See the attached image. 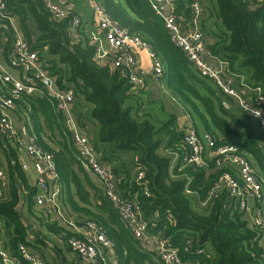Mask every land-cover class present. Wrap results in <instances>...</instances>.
<instances>
[{
  "label": "trees",
  "instance_id": "1",
  "mask_svg": "<svg viewBox=\"0 0 264 264\" xmlns=\"http://www.w3.org/2000/svg\"><path fill=\"white\" fill-rule=\"evenodd\" d=\"M91 1L147 44L162 64L160 84L188 115L192 129L200 136L208 134L214 147L235 146L264 182V146L254 130L257 120L174 46L148 0ZM198 1V27L209 57L223 63L236 88L264 115V0ZM3 2L0 59L7 62L12 51L13 23L37 52L54 86L72 91L73 123L86 134L101 163L111 168L119 194L134 203L146 223V235L176 251L182 264H264L263 228L248 221L239 207L242 195L223 180L227 174L242 186L235 165L207 150L202 165L186 163L184 131L178 128L175 113L144 86L129 82L124 68L96 60L93 30L72 27L71 16L55 19L45 0ZM174 5L173 14L189 17L184 0H174ZM8 88L0 81L1 93L7 95ZM16 110L24 111L30 121L27 132L53 158L61 204L77 220L94 223L105 234L115 263L162 264L145 240L132 236L102 185L93 180L96 177L78 155L66 117L55 108L46 86L16 100ZM17 134L0 131V166L6 174L0 196V246L15 253L23 243L44 264L42 247L49 246L60 253L58 264H65L62 252L88 264L69 244L83 234L36 205L37 189L21 168ZM253 204L264 205V185ZM37 225L54 241L38 230L33 234Z\"/></svg>",
  "mask_w": 264,
  "mask_h": 264
},
{
  "label": "built area",
  "instance_id": "2",
  "mask_svg": "<svg viewBox=\"0 0 264 264\" xmlns=\"http://www.w3.org/2000/svg\"><path fill=\"white\" fill-rule=\"evenodd\" d=\"M91 1V0H90ZM190 11L189 17L173 14L175 8L174 0H148L151 8L162 19L165 28L169 33L170 41L179 48L188 61L202 75L210 78L221 91L234 99L238 107L247 115L257 120L264 135V115L263 112L254 107L246 100L242 91L236 88L233 78L225 73L222 62L213 64L209 61V54L205 47L203 34L198 27V19L201 15V6L198 0H184ZM46 6L55 19L71 16L72 27L80 26L82 21L74 13L73 6L66 0H45ZM92 8L95 26L97 30L91 32V39L95 44V58L98 61H111L113 67L124 68L128 73L129 82L137 87L145 85L146 78L153 76L156 79L162 74L161 62L153 56L147 44L138 36L131 34L126 28L115 23L96 3H90ZM5 3L0 0V18L4 15ZM15 31V39L12 51L7 64L0 62V81L8 83L9 93L0 92V131L2 133H15L13 119L11 117L16 100L22 96H34L39 92L42 85L47 88V93L52 96L55 108L61 111L70 127L74 144L78 155L85 162L86 167L96 177L102 185L103 191L114 209L127 224L132 236L136 239L145 240L151 250L162 264H182L176 251L166 248L165 244L157 237L146 235V223L137 215L136 208L132 201L122 197L115 187V178L111 168L99 160V157L86 135L74 125L71 114V103L73 93L71 90L57 89L47 71L43 68V63L38 59L36 51L23 39L11 24ZM142 50L151 58L148 66H143L137 59L136 52ZM11 70L18 73L13 74ZM226 105V104H225ZM253 112H259L256 116ZM18 145L32 159V167L35 171V186L37 193L35 203L44 207L48 213L53 214L61 221H72L66 219L62 213L59 202L57 185L58 176L54 168L53 158L50 154L42 151L36 143L33 135L28 134L26 140L18 134L15 136ZM184 148L187 149L186 163L190 165L203 164V152L208 151V155L221 156L229 159L235 165L238 175L241 178L242 186L225 174L223 180L227 186L236 194H241L240 209L250 211L248 203L261 197L263 179L255 176L253 168L239 154L233 145H219L214 147V143L208 134L198 135L192 127L184 132ZM22 146V147H21ZM23 171L28 169V163L20 161ZM6 174L0 166V196L2 195V184L5 182ZM255 207L254 216L251 223L263 228L264 240V205ZM87 231L82 238H71L69 244L78 253L82 261L88 264H108L103 249L109 247V241L105 234L96 227L94 223H86ZM148 248V249H149ZM0 264H44L41 258L27 249L23 243H19L15 253L0 246Z\"/></svg>",
  "mask_w": 264,
  "mask_h": 264
},
{
  "label": "crops",
  "instance_id": "3",
  "mask_svg": "<svg viewBox=\"0 0 264 264\" xmlns=\"http://www.w3.org/2000/svg\"><path fill=\"white\" fill-rule=\"evenodd\" d=\"M68 1L74 9V13L81 18L82 21V25H84V27H86V30H97L96 26H95V18H94V14L92 11V8L90 6L91 1L90 0H66ZM83 4V6H82ZM136 56L137 59L139 60V62L143 65V66H148L151 63V58L150 56L145 53L142 50H138L136 52ZM209 61L213 64H217L219 61H217L214 58H209ZM0 62L3 64H7V62L3 61L2 59H0ZM13 74H17L18 72L16 70H11ZM158 81V82H157ZM152 82H155L156 85L158 86L157 88H160L161 91L160 92V100L163 102V104L165 105V107L169 110L170 107H173V112L175 113V115L177 116V126L179 129L183 130L184 132L191 127L190 125V119L188 117V115L185 113V111L183 110V108L178 105L176 103V101L167 93V91L163 88V86L160 84L159 80L154 78L153 76H148L146 78V82L144 85V89H150L151 87L154 88V86L152 85ZM160 84V85H159ZM152 85V86H150ZM162 86V87H161ZM172 111V110H171ZM27 115L24 113V111H22V113L19 114L13 112L11 117L13 118V124H14V128L17 131L18 135L26 140L27 136H28V132H27V128H30V121L29 119L26 117ZM25 117V118H24ZM75 125V124H74ZM88 130L90 131L91 128H88ZM254 130H255V134L259 137V142L264 146V135L262 132V129L260 127V125L258 124V122H256L254 124ZM82 134H84V132H82ZM86 135V134H84ZM22 147V146H21ZM18 156L20 161L26 162L28 163V169L25 172L26 177L28 179V182L30 184H34L35 182V171L32 167V159L30 158L29 155H27V153L22 149L19 148L18 149ZM93 180L98 183V181L96 180V178L92 177ZM59 202V199H58ZM59 206L60 209L62 211V213L64 214L65 212L62 209V206L59 202ZM248 207L250 211H245V217L248 219V221L251 223L252 218L254 216V206L252 202L248 203ZM71 213V212H70ZM65 215V214H64ZM66 219H69L67 216L65 217ZM72 221V227H70V229L72 228L73 231L75 232H79V234H83L85 233V231H87V227L86 224L83 223L81 220H77V218L74 216H72L71 219H69ZM60 221V220H59ZM32 232V231H31ZM42 234L46 236V238L50 241H54V238L52 237L53 235L49 234V233H45L44 231H42ZM262 244L264 245V240L262 241ZM43 248H46L45 250H42L43 254L49 259L52 260L54 263L51 264H58V262H61L60 259V253L55 254L54 251H52V248H50L49 246H45ZM103 252L106 253L107 257H108V264H116L115 263V259L112 255L111 249L110 247H105L103 249ZM62 255H64V262L65 264H82L80 263L77 259H74L73 255H69L67 253H63ZM47 259V260H48ZM45 261V262H49V261Z\"/></svg>",
  "mask_w": 264,
  "mask_h": 264
},
{
  "label": "rangeland",
  "instance_id": "4",
  "mask_svg": "<svg viewBox=\"0 0 264 264\" xmlns=\"http://www.w3.org/2000/svg\"><path fill=\"white\" fill-rule=\"evenodd\" d=\"M82 6H83V4H82ZM81 25H82V23H81ZM158 82V81H157ZM152 85L154 86V88H150L149 90L148 89H145L146 90V92L151 96V97H153V98H156V99H160V98H158V97H160V92H159V90L161 91V89L160 88H157L158 86L156 85V83L155 82H152ZM152 85H150V86H152ZM160 85V84H159ZM162 87V86H161ZM170 107V109L173 111V107H171V106H169ZM15 113L17 114H19V116H20V114L22 113V111H20V110H16L15 111ZM25 118V117H24ZM13 119V118H12ZM59 201H60V204H61V195H59ZM61 206H62V209H63V211L65 212L64 214L69 218L70 216L72 217V215H71V213L70 212H68L67 211V209L65 208V207H63V205L61 204ZM69 219H71V218H69ZM35 230L37 231H40V234L42 235V227H40L39 225H37V226H34V229H33V227H32V229H31V231H32V233L34 234V232H35ZM51 242V241H50ZM46 248H43L42 247V250H45ZM48 258L46 257V260H47ZM47 261H49V262H45V264H51V263H54L52 260H47Z\"/></svg>",
  "mask_w": 264,
  "mask_h": 264
},
{
  "label": "clouds",
  "instance_id": "5",
  "mask_svg": "<svg viewBox=\"0 0 264 264\" xmlns=\"http://www.w3.org/2000/svg\"><path fill=\"white\" fill-rule=\"evenodd\" d=\"M253 114L256 115V116H259L260 115L259 112H253Z\"/></svg>",
  "mask_w": 264,
  "mask_h": 264
}]
</instances>
